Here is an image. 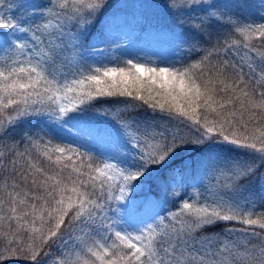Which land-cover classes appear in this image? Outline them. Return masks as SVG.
Here are the masks:
<instances>
[{
	"label": "snow or ice",
	"instance_id": "1",
	"mask_svg": "<svg viewBox=\"0 0 264 264\" xmlns=\"http://www.w3.org/2000/svg\"><path fill=\"white\" fill-rule=\"evenodd\" d=\"M248 6L141 4L173 17L186 30L173 39L204 53L175 67L140 56L90 63L74 51L115 43V0H0V262L264 264V222L252 218L264 208V191L252 190L264 188V52L248 55L252 37L264 43V0L258 21L237 14ZM217 28L223 45L200 46ZM237 35L242 45L229 42ZM101 98L123 107L99 112ZM34 122L72 139H45ZM188 189L202 191L193 200ZM145 192V204L176 209L130 221ZM232 223L252 227L203 234Z\"/></svg>",
	"mask_w": 264,
	"mask_h": 264
},
{
	"label": "rangeland",
	"instance_id": "2",
	"mask_svg": "<svg viewBox=\"0 0 264 264\" xmlns=\"http://www.w3.org/2000/svg\"><path fill=\"white\" fill-rule=\"evenodd\" d=\"M23 2L28 8H31L32 5L42 2V0H23ZM115 2L119 5L118 9L112 10L116 14L115 30L111 36L115 43L106 41L103 44H98L96 48L85 46L74 51L81 52L83 57L90 63L105 62L106 57L112 56L121 58L140 56L152 61L165 58L172 62L181 55L184 44L182 45L179 41L173 39V33L181 31L175 26L172 17L162 14L156 8H140L141 4L152 3V0H115ZM259 2L260 0H247L249 6L241 9L244 11L242 17L258 21ZM96 36H98L97 30L90 34L89 39H93V43H97ZM87 43L88 41L85 40L84 45H87ZM66 55L71 56L72 53H66ZM65 139L67 141L71 140L66 137ZM256 186V193L264 191L259 182L256 183ZM146 217L128 216L127 218L130 221H138ZM252 218L264 222V208L258 209ZM244 227L252 226L244 225ZM257 229L259 228L256 227L255 230Z\"/></svg>",
	"mask_w": 264,
	"mask_h": 264
},
{
	"label": "trees",
	"instance_id": "3",
	"mask_svg": "<svg viewBox=\"0 0 264 264\" xmlns=\"http://www.w3.org/2000/svg\"><path fill=\"white\" fill-rule=\"evenodd\" d=\"M152 2H153V0H152ZM159 2L163 3L164 0H159ZM221 3H231V0H221ZM156 10L160 11L164 15H168L166 12H164L163 10H161L159 8H156ZM243 12L244 11H242L241 9L237 10V14L240 15L241 17L243 16ZM172 19H173V21H175L173 17H172ZM179 29L181 32L186 31L182 28H179ZM95 30L96 29L94 28L92 30V32H94ZM215 31H216V34L213 35L211 42L210 43H204V41L202 39L200 42V46H203L204 48H210L212 44L217 43V39H219L220 45L222 46L224 43V39H225L226 29L217 28ZM232 39L239 40L241 45L244 43L243 37H240L238 35L230 37L229 42H231ZM250 47H252L256 51L249 52L248 53L249 56L256 57V56H258L259 53L264 52V43H262L257 37H252V39L250 41ZM247 51H248L247 49L241 48V54L242 55L244 52H247ZM203 54H204L203 52L189 53L188 52V45L184 44L183 48H182L181 55L175 59V61H180V63L175 64V67H183V66H185V65H187V64H189L195 60H198L200 58V56H202ZM245 60H247V57H245ZM246 71H247V69H246ZM122 107H123L122 105H118L114 100L107 99V98H101V99L97 100L93 106V108L99 112H104V111H108V110L115 111V110L122 108ZM200 112L202 114L203 110H200ZM209 118L211 119L212 117L210 116ZM257 126H259V125H257ZM32 128L34 131H39L40 129H44V132L41 134L44 135V133H47V135L45 136V139H47L48 136H53V139H55V136H61L65 141H67L65 139V137L72 139V137L70 135H68L66 133H58V132H56L55 129H52L51 131H49V129L45 126L44 122H34L32 124ZM21 131H23L22 128L17 130V133H16L17 138H18V135ZM189 183H193V182L189 181ZM256 183L252 186V190L254 192L257 189ZM155 191H156L155 186H153V194H155ZM198 191H202V189H199V190L188 189V190H186V195L190 194L193 198H196ZM146 194L147 193L145 192V193H139L137 195V197H136L137 203L143 205V207L137 209L135 212L130 211L128 216H132V217L149 216L152 214L153 211H159L162 215H167V213L170 209L175 210L177 207L176 204H169V205L163 204L162 208H157V207H155L154 201H150L149 203L145 204L143 201V197ZM2 195L3 194L0 193V198H2ZM128 195H131V194L129 193ZM183 199H184V197H183ZM228 226L235 227V228L244 227V225L237 224V223H232L231 225L221 224L219 226L206 227L203 234L204 235L216 234V233H219L222 228L228 227ZM257 230L258 231H264V230H260V229H257ZM241 242H243V241H241ZM117 243H119V241H117ZM53 258H55V257H53ZM0 264H4V262H0ZM9 264H32V262L30 260H13V261L9 262ZM45 264H47V261H45Z\"/></svg>",
	"mask_w": 264,
	"mask_h": 264
}]
</instances>
